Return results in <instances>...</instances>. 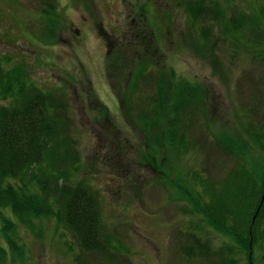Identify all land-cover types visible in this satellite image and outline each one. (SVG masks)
<instances>
[{
    "label": "rangeland",
    "instance_id": "obj_1",
    "mask_svg": "<svg viewBox=\"0 0 264 264\" xmlns=\"http://www.w3.org/2000/svg\"><path fill=\"white\" fill-rule=\"evenodd\" d=\"M67 1L57 0L56 7L54 0H0V57L9 67L23 65L28 74L46 89L58 88L68 93L82 155L80 176H85L100 192L102 220L112 243L102 253L83 252L70 230L60 226L56 218H43L34 221L35 229L19 224L20 237H14L24 247L25 257L17 262L216 264V256L204 253L199 242L194 245L191 232L207 239L211 251L223 246L226 239L203 227L201 220L191 217L186 210L190 207L187 206L190 199L183 196V190L187 184H194L195 172L203 174L205 179L213 177L217 180L227 179V168L233 170L246 160L248 166L260 167L261 163L264 166V135L261 136L264 134V61L254 49V46L264 47V0ZM192 1L200 4L195 21H191L192 14L188 10ZM50 4H54L52 15H56L58 26L55 39L46 41L41 36L51 26L50 15L46 14ZM216 5L223 9L226 19L220 24L213 9ZM124 12L122 19L121 13ZM249 13L256 16L262 33L248 29L251 32L240 33V41L233 40L238 30L233 27L231 32L227 28L228 19ZM118 18L122 24L118 23ZM136 21H140V29L133 34V26L138 27ZM99 25L114 30L116 35L122 36L125 32L123 44L109 37L105 42L101 40L97 33ZM205 28L210 30L213 40L216 38L217 52L226 58L222 64L215 63L210 52L200 55L194 50L196 45L197 49L200 48V40L192 39V31L195 29L198 33L194 34L198 36ZM126 29L130 31L126 32ZM148 30L157 46L158 64L154 65L155 69L149 68L150 83L146 77L139 80L135 93L140 96L136 94L134 100L158 96L156 75L160 76L163 70L168 73L170 68H174L179 77L195 83L197 94L202 96L187 135L195 145L190 146L189 142L187 154L184 156L182 152L181 155L182 169L168 177L159 172L154 157L148 156L147 163V159L140 156L142 148H147L145 136L140 126L136 127L132 122L122 103L125 95H131L127 85L141 62L136 49L130 47L139 50L135 44L140 43V38L146 36ZM235 50L239 63L232 58ZM122 55L128 56V60L120 62ZM94 95L106 102L111 118H95L100 114L91 110L93 103L98 101ZM241 96L243 105L239 103ZM242 106L257 108L262 126L253 124L252 128L258 131L248 128V119L242 127L234 122L236 112L244 115L256 113L254 109H243ZM237 132L240 136L235 135ZM227 134L245 141L247 158L244 156L238 160L221 149L218 139ZM171 153H178L176 146ZM155 156L160 158L161 154L157 152ZM256 190L254 211L260 200L259 208L264 207V189L258 186ZM254 222L249 226L251 242L257 235L253 230ZM180 223L183 224V233L176 232ZM263 229L264 218L259 224L257 237L260 240L254 249L251 246L249 251H243L244 254L239 248L231 251L238 257L237 264L246 261L263 264ZM68 242L72 244V250ZM179 242L183 247L194 245L196 255L180 249ZM233 243L232 239H227V246L235 247ZM0 245L7 247L3 235H0ZM108 249L115 254L114 258Z\"/></svg>",
    "mask_w": 264,
    "mask_h": 264
},
{
    "label": "trees",
    "instance_id": "obj_2",
    "mask_svg": "<svg viewBox=\"0 0 264 264\" xmlns=\"http://www.w3.org/2000/svg\"><path fill=\"white\" fill-rule=\"evenodd\" d=\"M50 6L46 14L50 15L48 19L51 26L41 36L46 41L55 39L58 26L56 15H52L54 4ZM213 9L218 23H223L226 20L223 9L219 5L213 6ZM189 10L194 19L191 21H195L200 11L199 1L190 2ZM226 24L228 29L232 30L234 27L238 30L232 37L233 40L236 38L240 41V33L250 31L248 29L262 33L256 16L250 13L231 17ZM194 33L198 32L193 29L192 39L200 40V48L197 49V45L194 48L197 54L208 51L215 63L226 60L223 53L216 51L214 44L217 40H213L209 29H203L200 38L199 34L197 36ZM151 35L152 32L148 30L137 45L140 49L135 47L136 53L141 56V62L127 85L131 95H126L127 102L123 106L131 114L127 113L132 122L136 127L140 126L145 136L144 144L147 148H142L140 156L146 158L147 163L148 156L152 159L154 157L159 172L168 177L182 169V152L185 156L189 147L195 145L192 139L188 140L187 135L193 126V117L202 96L197 94L195 83L179 77L175 69L170 68L168 73L163 70L160 76L155 73L158 96L134 100L136 94L140 96L135 93L138 91L139 80L146 77L148 81L150 66L154 68L158 64L157 46ZM254 49L260 60L264 61V47L254 46ZM237 55L235 50L232 58L239 63ZM124 57L122 55L120 60H128V56ZM69 103L66 91L46 89L28 74L23 65L9 67L0 57V235H3L7 244V247L0 245V264H22L17 261L25 257V250L14 237H20L19 224L35 229L34 221L43 218H56L60 226L70 230L83 252L102 253L112 243V237L106 232L102 220L100 192L85 176H80L82 155ZM106 106L100 101L93 103L91 110H97V115L100 114L98 119L105 114L111 118ZM137 106L135 114H132ZM238 134L237 132L235 135ZM225 136H228L227 139H222ZM220 138L218 144L226 153L234 150L236 140L242 143L228 134ZM175 146L178 153L172 154L171 150ZM245 147L246 144L243 149ZM240 151L235 153L239 155L238 160L246 157L244 151ZM157 152H163L160 158L155 156ZM258 169L255 165L250 168L246 160L230 170L227 179H205L203 174L195 172L192 177L194 184H187L183 190V196L190 199L187 205L190 207H186V210L191 213V217L201 216L203 227L226 239L220 248L212 251L210 248L206 252L217 257L216 264H237L238 257L231 251L237 248L240 253L249 251L260 240L257 236L260 221L264 218V207L261 205L259 208L260 200L254 211V197L258 186L264 189V172ZM252 222L257 235L251 242L249 226ZM261 231L264 232V229ZM194 236L199 243L210 245L207 239L196 234ZM227 239H232L235 247L227 246ZM68 244L72 250V244ZM109 252L114 258L115 254L111 250ZM194 252V246L188 249L189 255ZM242 264H251V261Z\"/></svg>",
    "mask_w": 264,
    "mask_h": 264
}]
</instances>
